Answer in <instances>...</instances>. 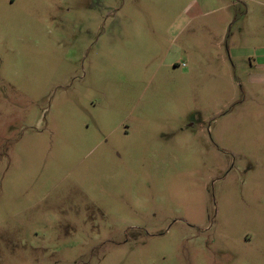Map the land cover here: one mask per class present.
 <instances>
[{
	"label": "rangeland",
	"instance_id": "1",
	"mask_svg": "<svg viewBox=\"0 0 264 264\" xmlns=\"http://www.w3.org/2000/svg\"><path fill=\"white\" fill-rule=\"evenodd\" d=\"M261 1L0 0V264H264Z\"/></svg>",
	"mask_w": 264,
	"mask_h": 264
},
{
	"label": "crops",
	"instance_id": "2",
	"mask_svg": "<svg viewBox=\"0 0 264 264\" xmlns=\"http://www.w3.org/2000/svg\"><path fill=\"white\" fill-rule=\"evenodd\" d=\"M239 1L243 2V1H248V0H239ZM251 1L252 2H257V3H262L261 0H256V1L255 0H251ZM246 13H247V10L245 11V14ZM227 21H228L227 23H229L230 19H228ZM255 60H257L259 62V64H264V53H258V54H256Z\"/></svg>",
	"mask_w": 264,
	"mask_h": 264
}]
</instances>
